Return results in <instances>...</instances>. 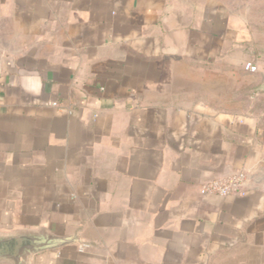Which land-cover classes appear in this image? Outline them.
Instances as JSON below:
<instances>
[{
	"label": "crops",
	"instance_id": "obj_1",
	"mask_svg": "<svg viewBox=\"0 0 264 264\" xmlns=\"http://www.w3.org/2000/svg\"><path fill=\"white\" fill-rule=\"evenodd\" d=\"M246 55L211 2L0 0V237L69 241L22 264H264Z\"/></svg>",
	"mask_w": 264,
	"mask_h": 264
},
{
	"label": "rangeland",
	"instance_id": "obj_2",
	"mask_svg": "<svg viewBox=\"0 0 264 264\" xmlns=\"http://www.w3.org/2000/svg\"><path fill=\"white\" fill-rule=\"evenodd\" d=\"M199 1L211 2L216 7L223 8L230 26L241 28V39L246 42L247 47L246 62L243 68L245 70V65L248 63L256 66L257 72L251 75L255 76L254 78H259L260 75L264 79V0ZM252 52L257 55L254 59L251 57ZM256 107L257 110L264 109V98L258 102Z\"/></svg>",
	"mask_w": 264,
	"mask_h": 264
},
{
	"label": "water",
	"instance_id": "obj_3",
	"mask_svg": "<svg viewBox=\"0 0 264 264\" xmlns=\"http://www.w3.org/2000/svg\"><path fill=\"white\" fill-rule=\"evenodd\" d=\"M68 242L66 239L29 233L0 237V261L22 264L26 257L46 250L55 249Z\"/></svg>",
	"mask_w": 264,
	"mask_h": 264
},
{
	"label": "built area",
	"instance_id": "obj_4",
	"mask_svg": "<svg viewBox=\"0 0 264 264\" xmlns=\"http://www.w3.org/2000/svg\"><path fill=\"white\" fill-rule=\"evenodd\" d=\"M245 70L250 73H256L257 67L250 63L245 65ZM51 106L56 107L57 104L53 103ZM247 177L242 171L231 173L230 175L213 179L204 183L200 188L202 195L216 196L225 198L231 195L245 196ZM82 249L87 248L86 245L81 246Z\"/></svg>",
	"mask_w": 264,
	"mask_h": 264
},
{
	"label": "trees",
	"instance_id": "obj_5",
	"mask_svg": "<svg viewBox=\"0 0 264 264\" xmlns=\"http://www.w3.org/2000/svg\"><path fill=\"white\" fill-rule=\"evenodd\" d=\"M257 86H253V84L249 85L247 88H245V90L243 91L244 95H252L253 93H255V88ZM264 91V90H262Z\"/></svg>",
	"mask_w": 264,
	"mask_h": 264
}]
</instances>
